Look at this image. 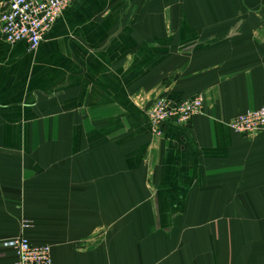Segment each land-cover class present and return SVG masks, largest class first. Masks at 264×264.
<instances>
[{"label": "crops", "instance_id": "crops-1", "mask_svg": "<svg viewBox=\"0 0 264 264\" xmlns=\"http://www.w3.org/2000/svg\"><path fill=\"white\" fill-rule=\"evenodd\" d=\"M262 106L264 0H75L35 49L0 23V264L21 233L54 264H264V130L229 125Z\"/></svg>", "mask_w": 264, "mask_h": 264}, {"label": "built area", "instance_id": "built-area-1", "mask_svg": "<svg viewBox=\"0 0 264 264\" xmlns=\"http://www.w3.org/2000/svg\"><path fill=\"white\" fill-rule=\"evenodd\" d=\"M74 1L10 0L0 13L1 33L7 42L26 41L30 49H35ZM204 100L201 92L178 100L158 95L144 108L152 132L163 135L167 123L187 125L194 116L203 113ZM229 125L239 133L249 136L258 134L264 130V106L236 116ZM2 245L15 251L14 264H54L51 246L34 243L23 233L5 240Z\"/></svg>", "mask_w": 264, "mask_h": 264}]
</instances>
